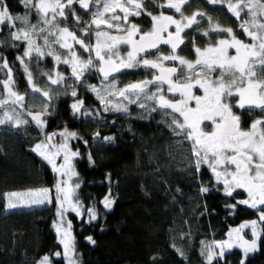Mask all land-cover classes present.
<instances>
[{"label": "trees", "instance_id": "1", "mask_svg": "<svg viewBox=\"0 0 264 264\" xmlns=\"http://www.w3.org/2000/svg\"><path fill=\"white\" fill-rule=\"evenodd\" d=\"M6 3L11 12L26 10L22 0ZM79 9L85 16L86 11ZM183 9L205 13L200 17L202 28L218 23L246 37L240 18L226 5L189 0ZM139 17L133 16L137 21ZM12 32L14 27L0 25V61L8 62L20 90H25L27 78L18 57L26 44L15 40ZM195 32V43H202L199 31ZM80 90L87 104L98 105L88 85ZM71 103L72 95L57 96L47 107L46 127L66 125L75 133L71 145L79 152L74 159L80 178L78 197L85 207L95 204L97 209L96 220L68 213L80 264H209L203 241L223 238L232 225L258 215V209L238 203L242 190L225 194L207 164L198 171L169 159L164 144H171L178 129L170 126L172 119L166 112L145 103L126 114L105 112L103 117L110 118L101 120L97 115H78ZM33 130L0 126V264H36L38 258L62 249L55 199L5 210L6 190L56 181L52 165L34 151ZM106 193L113 196L110 209L102 203ZM52 261L66 264L63 256ZM212 264H264V222L255 250L244 257L243 250L234 246L215 255Z\"/></svg>", "mask_w": 264, "mask_h": 264}, {"label": "snow or ice", "instance_id": "2", "mask_svg": "<svg viewBox=\"0 0 264 264\" xmlns=\"http://www.w3.org/2000/svg\"><path fill=\"white\" fill-rule=\"evenodd\" d=\"M22 2L26 7H34L45 18V24H52L57 16L66 19V8L71 9V14L75 21L80 23L81 17L76 15L74 4H79L80 8L84 10H89L92 4L102 5V10L98 7L97 11L92 13L90 24L95 25L97 29L101 25H107L109 28L115 27L118 31H126L127 34L126 36H112L107 32L97 31L95 33L97 37V43L94 46L96 62L106 65V67H100L97 70L107 79L111 72L134 68L140 66L141 63L145 67L159 68L160 75L154 76L152 80L130 84L126 88L119 90L118 95L125 99H129L130 95H135L138 100L143 93L146 99L156 100L159 108L171 109V113H166L173 115L170 126H175V129L179 130L177 135L183 134L187 140L192 142L191 150L196 157V169L199 171L201 164L208 163L216 180L223 182L225 194L229 196L232 195L235 189H244L247 192L248 199L241 200L238 203L258 209L259 220L264 221V210H260V207L264 206V119L254 120L250 124L249 129L244 130L241 127V117L235 115L232 110L233 105L230 102H226L229 98L238 97L235 106L239 109H264V0H237L235 3L232 0H208L209 3L214 5H226L227 10L237 19L240 18L242 12L246 11L248 19L242 21L239 27L242 29L243 34L250 38L251 42L246 43L237 39L231 28H222L218 24L212 25L211 31L225 32L230 36V39H221L215 46L209 45L204 49L196 47L197 58L194 62L175 54L179 45L184 43L181 33L185 29H191L193 25H199L197 17L205 15L203 12L196 11L189 16H185L183 6L189 3V0H167L166 5H161V7L174 9L176 13L180 14V19L165 15L163 12L159 15L147 12L144 8V0H66V3L63 0H36V3H33V0H22ZM117 9L123 13L122 17L116 14ZM49 12L53 14L52 20L46 19ZM142 12H145L151 18L152 27L149 31L142 32L135 23H131L125 29H121V20L127 22L130 16H140ZM106 13H111V15L106 16ZM208 19L211 21V17ZM17 21H22L27 25L28 17L27 15L23 17L13 16L9 11L6 0H0V25L7 24L9 27H15ZM170 25H175V33L167 31ZM30 27L33 31L35 30L34 25ZM83 31L85 35L89 34L87 27ZM59 32L60 37L57 39V43H60L61 47L71 49L72 44L68 43V39L71 38L86 52L93 50V46L86 45L83 39L78 38L67 27L60 28ZM165 32H167L166 39L163 35ZM137 34H140L139 41L134 39ZM11 35L15 40L24 39L28 43L29 47L24 52V57H31L33 51L38 55H43L40 47L35 45V41L31 38L30 31L19 29L12 32ZM203 35H208V31H205ZM100 37L105 38L103 43ZM45 42L47 43V40ZM121 43L130 44L132 47V50L127 53L126 59L121 58L116 50L117 45ZM160 43L170 44L173 54L158 57L156 61L144 59L141 62L137 60L138 53L145 51L147 48H157ZM229 49H235L236 54L229 55ZM114 55L118 58L119 63L113 60ZM18 59L23 63V57H18ZM56 60L60 62L61 58L59 55L56 56ZM163 60L179 61V65L186 66L192 75L184 76V83L179 82V76L174 81V74L182 71V69L177 67L165 68L162 63L158 62ZM62 62L65 64L70 63L67 59ZM93 64L94 60L91 57L86 61L80 60L77 54L72 52V74L77 80H80L84 72ZM197 65L202 67L201 73H195ZM0 67L7 68L9 74L8 80L0 82L3 83L8 92L6 99H0V107H5L9 101L13 104L21 103L24 97L17 94L9 86L13 81L7 61L5 60ZM217 67L221 70V75L218 78L210 80L203 77V69L214 71ZM25 71H27V66H25ZM225 74H230L231 79L225 81ZM57 75V79H53L51 75L48 76L52 84H59L63 81L64 77ZM28 79L29 83H31L32 74L30 72L28 73ZM156 82H166L168 84V92L179 93L180 99L173 101L166 98L165 95L161 94L162 89L160 87H157L155 93L148 94L145 89L149 84ZM196 85L203 89V96L194 95L193 88ZM91 87L97 93L101 103L105 105L104 110L108 111V104L111 101L106 100L95 86ZM33 91L40 92L41 89L33 87ZM42 95L50 97L48 91H43ZM71 95L75 97L77 93L72 91ZM190 101L195 102V107L190 106ZM129 103H136V101L129 99ZM82 104L83 101H78L73 103L71 107L74 111H79ZM144 106L143 104L140 105V107ZM113 108L116 111H127V106L124 104H115ZM152 110L155 111L156 109L153 108ZM175 114H179V117H182V122ZM28 115L32 116L38 126L44 125L45 122L41 119L43 113L35 115L28 113ZM205 121H211L212 125H214L213 131L205 132L203 130L202 125ZM9 123L19 127L27 124L28 121L21 119L18 114L13 115L9 111H4L2 116H0V125ZM52 135H55V133ZM61 135L67 138L69 135L75 136V133L65 132L61 133ZM48 139H51V137ZM104 139L111 140L113 138L105 137ZM47 147L43 143L37 144L34 151L51 164L55 172L61 173L63 169V175L69 176V178L76 175L72 168L71 158L78 155V153L70 152L67 144L61 145L56 153H49ZM61 151L64 153V163L57 167L54 157L60 155ZM210 160L211 162H209ZM232 166H234V170L230 171L229 169ZM219 168H223V170L220 171L218 170ZM62 184L65 186H62ZM76 187H79V185H76ZM55 190L57 193L56 200L59 204L57 213L61 218L68 210L76 212L78 216L81 215L79 202L73 203V189L67 186V181H58L55 185ZM201 191L207 192L208 189L202 188ZM49 193L50 189L47 188L29 190L28 192L7 193L5 194L8 201L7 208L31 207L51 202ZM102 203L106 209H110L114 201L109 196H106ZM87 212L91 220L97 219V213L94 209L89 208ZM250 223L253 236L258 237L257 221L253 220ZM248 226L247 223L243 224L234 231L238 234L243 228ZM62 228V224L57 226V232L61 233ZM70 229L71 223L69 222L62 231L60 243L64 247L63 256L67 259L68 264H79ZM87 239L90 243L95 244L92 237ZM225 246L231 247L232 245L228 242L220 244V255L223 254ZM241 246L244 247L245 254H247L256 249V239H253L250 243L243 241ZM206 247L207 251L205 254L209 264H212L215 255L213 246L208 245ZM55 255L60 256L61 253L57 252ZM37 264H50L49 256H43L37 261Z\"/></svg>", "mask_w": 264, "mask_h": 264}, {"label": "rangeland", "instance_id": "3", "mask_svg": "<svg viewBox=\"0 0 264 264\" xmlns=\"http://www.w3.org/2000/svg\"><path fill=\"white\" fill-rule=\"evenodd\" d=\"M63 2L66 3V0H63ZM232 2L235 3V2H237V0H232ZM33 3H36V0H33ZM147 4L151 8H156L157 10H159L157 12L158 15L161 12H163L165 15H171L175 19H180V14L176 13L174 9H169L167 7H161V5L167 4V0H144L145 10L147 12H151L153 15H157L156 12L153 13L152 11L147 10V9H149L148 7H146ZM73 7L75 9L76 15L81 17L80 23H77L75 21V18L71 14V9H68V8L65 9L67 18L65 19L63 17L57 16L52 24H45L44 23L45 18L42 17L41 14L38 13L34 7H26V10L21 14L20 13H14V12H11L9 10L13 16L23 17V16L27 15L28 24L25 25L22 21H17L15 24V27H14V32L18 31L19 29H25V30L30 31L31 32V38L35 41V45H38L40 47V50L43 53V55H38L35 51H33L31 57H24V52L28 49L29 46H28V43L23 39L26 45H25V50H24L23 54L20 55V57H23L22 65H23L24 72H25V75L27 78L28 89H25V90H20L18 83L15 79V76L13 74V71L7 62L8 68L11 69V79L13 81V83H11L9 86L17 94L22 95L24 97V100L21 103H17V104H13L11 101H9L8 105H6L5 107H0V116H2L4 111H9L13 115L18 114L21 119L27 120L28 123L20 125L19 127H15L11 123L3 124L0 126H6V127L8 126V127L14 128V129H17V128L26 129L28 127L29 128L32 127L34 129L33 133L36 137V141L33 144V148L35 149V146L37 144L43 143V144H46L48 146L47 151L49 153H56L59 150L61 145L67 144L70 152H76L79 154L78 149L73 148L71 145V138L73 136L69 135V136H67V138H65L64 135H61V133H65V132L73 133L69 128H67L66 125L57 126L55 129H49L46 127L47 112H48L47 107L54 101V99L57 98V96H59L61 94H70L71 95L72 91H75L77 93V95L75 97L72 96L71 105L73 103L78 102V101H83V104L80 107L79 111H74V110L73 111L76 112L78 115H88V114L89 115H97L100 118H102L103 114L105 112H108V111H114L115 113H118V114L119 113L126 114L132 109V107H136V106L141 105L143 103L158 107V103L156 100L146 99V97L143 93L140 95V98L138 100H137V97L135 95L129 96V99L136 101V103H129V99H125V98L120 97L118 95L119 90L126 88V86H128L130 84L138 83V82H141L144 80H152L151 76H144V77H140V78H130L128 76V73H129L128 70L131 68H128V69H122V73H120L116 77L105 79L100 74V72L97 70L99 68V63L96 62V56H95V50H94V46L97 43V37H96L95 33L97 31H101V32H107V33H109V35H112V36H126V34H127L126 31H123V30L118 31L115 27L109 28L107 25H101L97 29V27L95 25L90 24V21L92 20V13L97 11L98 7L102 10V5L98 6L96 4H92L90 6L89 10H85L86 11L85 16L82 13L83 11H81L79 9L80 8L79 4H74ZM183 8H184V6H183ZM196 11L202 12L199 9H195L192 12H185L183 9L185 16H189L193 12H196ZM142 13H144V12H142ZM116 14L120 15L121 17L123 16V13H121L118 9H117ZM52 15L53 14L51 12H49L46 19L52 20ZM105 15L110 16L111 13H106ZM132 18H133V16H130L129 20L127 22H124L123 20H121V22H120L121 29H125V28L129 27L131 23H135L140 27L142 32L147 31L145 29L146 25H144L141 22H137L135 19H132ZM197 19L199 20V25H193V27L191 29H185L184 32L181 33V36L185 41H187L188 38H187L186 34L194 35L196 33L195 29H197L199 31L198 33L201 35V39L203 40L202 43H200V44L194 43L195 37L193 36V38H192L193 47L191 46V44L189 45V44L184 43L181 47H178L176 49V52H175L176 55L183 57L189 61H193V62L197 58L196 52H195L196 47L204 49V48L208 47L209 45L215 46L216 43L221 39H230V36L225 32L211 31L210 30L212 25H216L218 23H213L206 28H202L201 27L202 26L201 25L202 19L200 17H197ZM247 19H248V16L246 14V11L242 12L241 16H240V21L242 22V21L247 20ZM31 25L35 26L34 31L31 29V27H30ZM219 26L222 28H231V27H227V26L226 27L221 26V25H219ZM64 27H67L70 31L74 32L78 38L83 39L86 45L93 46V50L91 52H86L79 44H76L73 40H71V38L68 39V43L72 44L71 49L61 47L60 43H57V39L60 37L59 29L64 28ZM86 27L89 29L88 35H85V33L83 31V29H85ZM170 27L173 31H175V25H170ZM41 29H43V31H41ZM205 31H208V35H203V33ZM233 34L236 36L237 39H240L246 43L251 42L250 38H248L247 36L244 38V37L238 35L234 30H233ZM139 35L140 34H137L135 37H137ZM213 37H216V38H213ZM45 40H47V43L45 42ZM100 40L103 43L105 41V38L100 37ZM116 50L119 52V56L121 58L126 59L127 53L130 51V44H123V43L118 44ZM228 51H231V49H229ZM72 52H75L80 60L86 61L87 59H89V57H91L94 60L93 66H91L87 71L84 72V74L80 80H77L75 78V76H73V74H72V67H71ZM49 53H51V54H49ZM172 54H173L172 49H165V50H161L158 53H156L155 56L161 57V56H167V55H172ZM57 55H59L61 58L60 62H58L56 60ZM65 59L69 60L70 63L69 64L63 63L62 61ZM113 59L119 63V60L115 55L113 56ZM137 60H138V58H137ZM4 61L5 60L0 61V65H2L4 63ZM164 61L165 60H163V62ZM46 62H48V64H49L48 66H45ZM177 62L179 64V61H177ZM25 66H27V71H25ZM181 69H182L181 74L178 75L180 77L179 82L184 83L185 81H184L183 77L187 76V75H192V73L186 68V66H181ZM206 70L207 69H203L202 75H203V77H206L207 79H209L207 76H204V75H206V73H205ZM201 71H202V67L197 65L195 68V73H201ZM29 72L32 74V82L31 83H29V79H28V73ZM57 74L62 75L64 77V79L59 84H52L51 81L49 80L48 76L51 75V77L53 79H57L58 78ZM196 78H201V77H196ZM8 79H9L8 69L0 67V82L6 81ZM176 79H177V77L174 78V81ZM82 85H85V86L88 85L89 89L92 91V93L94 95V98L98 100V105H100V108L102 110H99V109L97 110V108H98L97 104L93 103L91 105V104H87L85 102V99H83V95H82V92L80 90V87ZM91 86H95V88L101 93V95H103L106 98V100L111 101V103L108 104V108H109L108 111L104 110L105 105L101 103L100 99L97 96V93L92 90ZM196 86L193 88L194 95L203 96V94H204L203 90L201 91V89L196 87ZM33 87L39 88V89H41V91L40 92L33 91ZM157 87H160L162 89L161 94L165 95V97H166V94H167L166 88L168 91V85L166 87H161V86H156L154 84H149L147 86V88L145 89V91L148 94H152V93L156 92ZM43 91H48L50 93V97L43 96L42 95ZM110 93H111V95H110ZM7 97H8L7 89H5L3 83H0V99H6ZM236 99H238V97H236ZM236 99H235V103H236ZM115 104L126 105L127 111H116L113 108V105H115ZM190 106L195 107V102L190 101ZM28 113H32L33 115H35L37 113H43V115L41 116V119L45 122L44 125L38 126L36 124V122L32 119V116L28 115ZM234 114L235 115L237 114L239 116L238 113H234ZM175 115L182 122V117H179V114H175ZM256 119H264V112H262V115H260ZM250 124L247 126H244L241 124V127L244 130H248L250 127ZM202 128L205 132H211V131H213L214 125H212V124L206 125L204 123L202 125ZM178 131H176V133H174L175 136H174L171 144H167V145L164 144L165 148L163 149L164 146L162 145V146H160V149H163V150L168 152L169 159H171V160L175 159L176 161L178 160V163L181 165H186V166L191 165V166L195 167L196 157L193 155L192 150H191L192 142L187 140L183 134L177 135ZM53 133H55V135H52ZM49 137H51V139H48ZM63 156H64V153H63V151H61L60 155H57L54 157L56 164H57V167H59L60 165H62L64 163ZM76 156L71 158L72 168L75 171L76 175L71 176L69 178V176L63 175L64 170L62 169L61 173L56 172L57 178H56V181L53 185L41 184V185H35V186L10 188V189L6 190L5 194L12 193V192H28L29 190H37V189L47 188V189H50L49 197H50V201H52L53 199L56 200L57 193L55 190V185L57 184V182L58 181H67V186H69L73 189V192H72L73 203H76L78 201L79 205H80L81 215H79L78 217L84 216V217L90 219L88 212H87V209L92 208L95 210L96 213H97V209H96L95 204H92V205H89L88 207H85L81 203V201L78 197V193H77L78 187H76V185H79L80 178H79V175H78L77 170H76L75 165H74V159ZM209 162H211V160ZM203 164L208 165V163H203ZM209 169L211 170L210 167H209ZM218 170L222 171L223 168H219ZM229 170L230 171L234 170V166H232ZM214 179H215V183L217 185H219V187H221V189L224 191L223 182L222 181L218 182L215 178V175H214ZM62 186H65V185L62 184ZM236 190H242L243 191V196L240 198V200L248 199L247 192L244 189H235L234 191H236ZM106 196H109V198L111 200H113V196L109 193H106L102 198V202L104 201V198ZM5 199H6L5 210H12V209L7 208L8 201H7L6 195H5ZM56 202H57V209H58L59 204H58L57 200H56ZM48 203H50V202H46L44 204H48ZM44 204H40V205H44ZM33 206H37V205H33ZM112 206H113V204H112ZM65 207H67V205H65ZM19 208H26V206H20V207L14 208V209H19ZM260 210H264V206H261ZM70 212L76 213V212H73L71 210H68L67 212L64 213L62 218L57 213L56 228H57V226H60L61 224L63 225V228H66L67 224L70 222L71 223V229H70L71 238H72V242L74 243V246H75V242H74V238H73V234H72V222L68 216V213H70ZM253 220L257 221V230H258L259 236H260L262 224L264 221L259 220V210H258L257 216L245 218V219L241 220L239 223L232 225L229 228L227 235L225 237L218 238V239H206V240H204L203 241V256L207 259V256L205 253L207 251L206 246H208V245L213 246V250L215 252V255H220L221 250H220L219 245L223 244L224 242H228L229 244L232 245L231 247H234V246L240 247L243 250L244 257H245L247 254H245L244 247L241 246L243 241H248L250 243L253 239H256V248L258 245L259 236L254 237L252 234V228H251L250 222ZM246 223L249 226L246 228H243L238 234L234 231L235 229H239L241 225L246 224ZM63 228L61 230V233H59L60 240L62 239ZM231 247L225 246L223 253ZM63 251H64V247L62 244L61 250H55L52 254H47V256H49V258H50V264H53L52 258L63 256ZM57 252L61 253V255L56 256L55 253H57ZM75 254H76V257L78 259L76 247H75ZM42 257L38 258L37 261H39ZM65 260H66V264H68V261L66 258H65ZM37 261H36V264H37ZM79 264H80V261H79Z\"/></svg>", "mask_w": 264, "mask_h": 264}, {"label": "flooded vegetation", "instance_id": "4", "mask_svg": "<svg viewBox=\"0 0 264 264\" xmlns=\"http://www.w3.org/2000/svg\"><path fill=\"white\" fill-rule=\"evenodd\" d=\"M147 10H150V11H152L153 13L154 12H156V14H157V12L159 11V10H157L156 8H149V9H147ZM158 15V14H157ZM132 19H135V18H132ZM140 21H137V22H141V23H143L144 25H146L145 26V29L147 30V31H149L150 29H151V27H152V21H151V18L148 16V15H146V13L144 12V13H142L141 15H140V17L138 18ZM149 28V29H148ZM233 29V28H232ZM234 30V29H233ZM146 31V32H147ZM167 31H169V32H173V33H175V31H173L172 29H171V27L169 26L168 27V29H167ZM164 35L165 36H167V32H165L164 33ZM186 36H187V38H188V40L187 41H185L183 38V40H184V43L185 44H191V46L193 47V42H192V38H193V35H191V34H186ZM139 36H137V37H135L134 39H136V38H138ZM182 37V36H181ZM196 42V40H194V43ZM183 43V44H184ZM183 44H181V45H179V47H181ZM198 44V43H197ZM191 48V47H190ZM165 49H172L171 48V45H168V44H164V43H160L159 45H158V47L157 48H154V49H148V50H145V51H143V52H140V53H138V55H137V58H138V61H142V60H144V59H153V60H157V58L158 57H156L155 55H156V53H158L159 51H161V50H165ZM192 49V48H191ZM130 51H131V45H130ZM229 52V55H234L235 54V49H231V51H228ZM114 60V59H113ZM117 62V61H116ZM159 63H162V66H165V67H172L173 65H175L178 69H181V65H179L178 64V62L177 61H171V60H165L164 62L163 61H158ZM118 63V62H117ZM99 66H100V63H99ZM129 71V73H128V76L130 77V78H140V77H144V76H151L152 77V79H153V77H154V75L158 72V70H157V68H153V67H150V66H148V67H145V66H143L142 64H140V66H137V67H135V68H131V69H129L128 70ZM127 72V71H126ZM120 73H122V69L119 71V72H117V74L116 75H114L113 77H116L117 75H119ZM137 73V74H136ZM206 75H204V76H207L210 80H215L216 78H218L220 75H221V70L217 67V68H215V70L214 71H210V70H206ZM100 74L103 76V74L100 72ZM133 74H136L137 76H132ZM181 74V71L180 72H178L177 74H174V76H173V79L175 78V77H177L178 75H180ZM104 77V76H103ZM113 77H108L107 79H109V78H113ZM224 79H225V81H228V80H230L231 79V75L230 74H225V76H224ZM154 85H156V86H161V87H166L168 84L166 83V82H156V83H153ZM196 87H198L199 88V86L197 85ZM201 89V88H200ZM203 89H201V91H202ZM166 98H168V99H172V100H175V99H178V98H180V94L179 93H170V92H168L167 91V88H166ZM235 99H236V97L235 98H229V100L228 101H226V102H230L232 105H233V113H238L239 114V116L241 117V124L242 125H244V126H247V125H249L252 121H254L257 117H259L260 115H262V112H264V109H259V108H247V109H239L238 107H236L235 106ZM145 103H143V105H144ZM136 107H140V105H138V106H136ZM154 107H156V106H154ZM156 108H158L159 110H161V111H163V112H166V113H171V109H161V108H159V106L158 107H156ZM256 111H257V114H256ZM140 112V111H139ZM170 115V118L171 119H173V115H171V114H169ZM237 115V114H236ZM108 118H110V117H108ZM107 118V116H105V117H102V118H100L101 120H104V119H108ZM99 119V118H98ZM99 119V120H100ZM206 125H211L212 123H211V121H205L204 122Z\"/></svg>", "mask_w": 264, "mask_h": 264}, {"label": "water", "instance_id": "5", "mask_svg": "<svg viewBox=\"0 0 264 264\" xmlns=\"http://www.w3.org/2000/svg\"><path fill=\"white\" fill-rule=\"evenodd\" d=\"M164 35V34H163ZM164 37H165V39L167 38V36H165L164 35ZM135 40H137V41H139V37L138 38H136ZM168 45H170V44H168ZM148 49H154V48H147L146 50H148ZM131 50H132V47H131ZM107 59V58H106ZM147 60H152V61H155V60H153V59H147ZM142 62V61H141ZM142 64V63H141ZM100 67H106V65H103V64H100V66H99V68ZM163 67H165V66H163ZM172 67H176L175 65H173ZM165 68H168V67H165ZM157 70H158V72L154 75V76H158V75H160V69L159 68H157ZM117 74V72H111L110 73V75H109V77H113L114 75H116ZM180 98H178V99H175V100H179ZM172 100V99H171ZM175 100H173V101H175Z\"/></svg>", "mask_w": 264, "mask_h": 264}]
</instances>
